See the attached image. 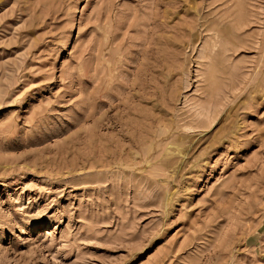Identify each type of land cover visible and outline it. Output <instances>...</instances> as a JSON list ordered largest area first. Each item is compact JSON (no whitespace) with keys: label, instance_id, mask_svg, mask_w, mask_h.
Listing matches in <instances>:
<instances>
[{"label":"rangeland","instance_id":"374dc122","mask_svg":"<svg viewBox=\"0 0 264 264\" xmlns=\"http://www.w3.org/2000/svg\"><path fill=\"white\" fill-rule=\"evenodd\" d=\"M0 264H264V0H0Z\"/></svg>","mask_w":264,"mask_h":264}]
</instances>
